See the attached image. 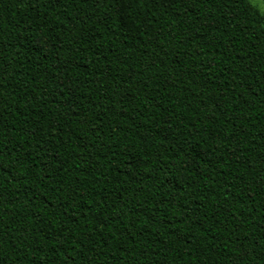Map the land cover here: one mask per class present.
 I'll list each match as a JSON object with an SVG mask.
<instances>
[{"label": "trees", "instance_id": "16d2710c", "mask_svg": "<svg viewBox=\"0 0 264 264\" xmlns=\"http://www.w3.org/2000/svg\"><path fill=\"white\" fill-rule=\"evenodd\" d=\"M0 264H264V13L0 0Z\"/></svg>", "mask_w": 264, "mask_h": 264}, {"label": "rangeland", "instance_id": "374dc122", "mask_svg": "<svg viewBox=\"0 0 264 264\" xmlns=\"http://www.w3.org/2000/svg\"><path fill=\"white\" fill-rule=\"evenodd\" d=\"M250 3L257 8L258 11L264 13V0H249Z\"/></svg>", "mask_w": 264, "mask_h": 264}]
</instances>
